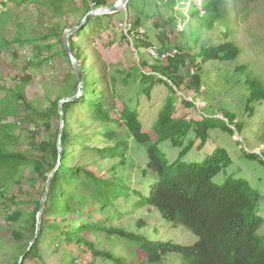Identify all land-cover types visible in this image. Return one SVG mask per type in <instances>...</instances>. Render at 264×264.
<instances>
[{
    "label": "rangeland",
    "instance_id": "obj_1",
    "mask_svg": "<svg viewBox=\"0 0 264 264\" xmlns=\"http://www.w3.org/2000/svg\"><path fill=\"white\" fill-rule=\"evenodd\" d=\"M97 1L0 0V101L6 97L4 101L10 109L2 124L14 125L12 133L22 138L19 143L7 144L9 151L29 152L27 140L36 144L47 142L62 123H67V133L71 136L65 161L67 167H85L105 176L115 174L132 189L141 190L142 183L151 177L150 173L146 178L141 176V171L147 169L144 146L135 143L121 125L112 127L113 140L98 137L104 127L94 119V109L86 100L101 104L116 120L124 107L136 111L148 132H152L156 115L165 102L172 101L176 117L194 121L193 130L185 139L184 146L192 142L185 161L199 163L217 150H224L229 162L213 182L221 185L230 178L244 180L258 193L257 212L263 220L259 233L263 235L264 96L253 95L247 80L259 82L264 90V0H224L232 29L230 40L239 48V56L230 62H204L201 57L197 58L195 63L187 64L176 73L181 85L179 90L165 78L162 79L167 82L166 86L155 79L141 80V75L153 74V67L167 64L166 59L158 60L147 54L149 45L155 51L160 49L156 40L158 31L152 26L160 16L177 18L175 34L179 33L176 37L170 36V43L182 46L183 54L196 56L201 45L207 43L206 35L198 43L194 42L191 28L197 21L191 17V0H174V10L165 7L166 0H152L156 8L151 0H127L116 13L87 18L90 12L103 8L94 6ZM105 2L104 7L111 8L117 0ZM97 17L100 19L94 26L86 27L89 19ZM97 19L90 21L93 23ZM125 22L126 28L132 24L131 32L125 33ZM82 29L81 34L75 36L77 62L71 51L63 54V40L69 45L70 37ZM148 37L152 42L146 45ZM214 43L209 40L204 47ZM193 77H198L197 84L186 88ZM84 83L88 87L87 95L83 94ZM12 92L21 93L36 111L41 112L35 122L24 121L27 114L22 100ZM61 100L73 104L67 117H61L58 112L60 118H57L56 105L59 111ZM182 100L190 101L191 105L188 107ZM42 113L49 115L51 124ZM46 123L50 124L47 129ZM204 134L205 139L202 138ZM119 141L127 144L126 148L119 149L120 157L97 160L93 150L111 147ZM159 149L170 163L182 150L169 142L161 143ZM43 186L31 167L22 168L10 178L0 179V264L18 262L29 247L35 202ZM63 189L60 184L61 193ZM116 209L110 211L112 215L119 213L111 224L126 232L152 241L184 246L197 241L185 227L163 220L152 208L130 209L119 204ZM18 211L22 213L21 219L17 223L9 222L7 217ZM100 214L105 216L106 212L100 211ZM49 217L59 223L64 215ZM67 219H77V216L71 215ZM13 231L21 232L22 239H14ZM88 241L96 245L97 250L111 252L125 260L131 261L137 255L134 246L115 237L89 235ZM37 249L38 257H29L24 264H112L94 257L83 245L69 246L52 230L47 231ZM163 264H182V260L177 254H169Z\"/></svg>",
    "mask_w": 264,
    "mask_h": 264
},
{
    "label": "trees",
    "instance_id": "obj_2",
    "mask_svg": "<svg viewBox=\"0 0 264 264\" xmlns=\"http://www.w3.org/2000/svg\"><path fill=\"white\" fill-rule=\"evenodd\" d=\"M198 1L199 7L197 0L189 2L190 8L193 9L191 17L197 21V24L191 28L195 37L194 42L198 43L200 38L206 35L208 41H215L214 45L205 48L204 46L208 44L207 41L205 45H201L202 49L198 55L183 54L182 46L173 44L172 41L170 43V36L176 37L179 33L175 34L177 18L160 16L156 23H152L153 28L158 31L156 40L160 49L157 52L161 55L171 49L176 50L177 54L174 57H166L167 64L165 66L153 67L155 73L141 75V80L155 79L166 86L167 82L162 79L165 78L179 90L181 85L177 81L176 73L187 64L195 63L197 58L201 57L204 62L213 60L230 62L237 59L240 50L230 40L232 29L226 16L224 0ZM150 2L153 3L152 0ZM173 2L174 0H166L165 7L174 10ZM94 4V6L104 7L106 2L98 0ZM153 5L154 8L157 7L155 3ZM97 18L89 19L86 27L94 26L100 19ZM95 19L97 20L93 23L90 21ZM158 24H160V28ZM83 29L80 32H75L69 39V49L77 62H79V57L75 53V36L80 35ZM217 41H219L218 44ZM151 42L149 37L145 40L146 45ZM62 51L66 55L64 48ZM156 73L159 77L154 75ZM197 78L193 77L192 82L186 84V88L197 84ZM76 83L78 84V79ZM247 84L253 89V95L264 96V90L260 88L259 82L247 80ZM87 89L88 87L84 83L82 85L83 94L87 95ZM12 94L22 100L27 114L24 121L35 122L41 112L36 111L21 93L12 92ZM5 99L6 97L0 101V107L2 101L4 103V106L0 108V179L10 178L22 168L31 167L33 175L40 178L44 184L33 211L32 239L35 235L37 213L46 183L58 166L50 178L39 234L30 250L24 252L21 264H24V261L29 257H38V244L49 230L54 231L69 246L70 244L78 247L83 245L89 248L94 257L112 264H163L164 258L169 254L179 255L182 264H264V234L259 233L263 220L257 212L258 193L251 189L244 180L230 178L221 185L213 182L214 177L229 162L228 155L224 150H217L214 155L199 163L185 161L184 157L189 152L192 143L189 141L188 145L184 146L185 139L193 130L194 121L176 117L175 105L172 101L165 102L156 115L152 132H148L144 130L136 111L124 107L116 120L110 116L107 108L101 104L96 105L93 100L85 99L94 109V119L104 127L103 132L98 133V137L104 138L105 141L113 140L115 132L112 127L121 125L135 143L144 146L147 169L141 171V176L146 178L150 173L151 177L142 183L141 190H134L123 178L115 174L105 176L85 167H67L65 161L68 157L71 137L67 133L69 129L67 123L63 125L60 137L62 154L60 159L57 144L60 127L53 133V138L47 142L36 144L27 140V143L30 144L29 152L9 151L7 144L19 143L22 138L12 133L14 125L2 124V120L10 114ZM182 101L188 107L191 105L190 101ZM72 104L73 102L69 101L62 104L63 116L69 115ZM56 109L55 115L60 118L57 105ZM42 115L46 116L49 122V115L45 113ZM49 123L45 124L46 129L51 124ZM202 138L205 139L206 135L204 134ZM163 142H169L174 148L182 149L177 159L172 163L162 155L163 153L159 149V145ZM126 145L119 141L111 147L93 151L97 160L113 159L120 157L119 149L126 148ZM84 149L90 150L86 147ZM250 157L254 158V156ZM60 184L64 187L62 193ZM119 204L130 209L152 208L163 220L185 227L197 238V241L190 246L162 243L114 227L111 223L119 213L112 215L110 211H116ZM84 207L89 208L84 210ZM100 211L106 212V215L102 216ZM62 213L64 215L62 221L59 223L56 219L51 221L50 215ZM71 215L77 216V219H67ZM21 216L22 213L18 211L7 217V220L17 223ZM101 234L126 241L134 246L137 251L136 258L129 261L111 252L97 250L96 245L94 246L88 241V237ZM12 236L16 240L23 237L19 231H13ZM17 263L16 261L14 264Z\"/></svg>",
    "mask_w": 264,
    "mask_h": 264
},
{
    "label": "water",
    "instance_id": "obj_3",
    "mask_svg": "<svg viewBox=\"0 0 264 264\" xmlns=\"http://www.w3.org/2000/svg\"><path fill=\"white\" fill-rule=\"evenodd\" d=\"M126 2H127V0H121V2H118V0H117V2L115 3V5L113 7H111V8L103 7V8H100V9H96L95 11L90 12L89 15L87 16V18L90 17V16H92V15L116 13V12H118L126 4ZM63 46H64V50L66 51V53L70 52L69 45L67 44V40H63ZM80 81H81V73L79 75V82ZM64 102H66V100H61L59 102V112H60L61 117L63 115L62 114V104ZM62 127H63V123L61 124V127H60L59 136H58V143H57L58 144V151H59V159L62 156V154H61V145H60V137H61V134H62ZM57 167L52 172L51 176L49 177V179H48V181L46 183L45 192H44V195H43V197H42V199L40 201V205H39V209H38V213H37V224H36L35 235H34L32 241H31V243H30L27 251L30 250V248L32 247L33 243L35 242V240H36V238H37V236L39 234V230H40L41 222H42V210H43V206H44L45 200H46V198L48 196V189H49L50 178L55 173ZM22 259H23V256L19 259V261H18L17 264H21Z\"/></svg>",
    "mask_w": 264,
    "mask_h": 264
},
{
    "label": "built area",
    "instance_id": "obj_4",
    "mask_svg": "<svg viewBox=\"0 0 264 264\" xmlns=\"http://www.w3.org/2000/svg\"><path fill=\"white\" fill-rule=\"evenodd\" d=\"M129 27H130V25L128 26V28H129ZM124 29H126V22L124 23ZM147 52H148L149 55H151L152 57H155V58L158 57L156 51H155L153 48H149V49L147 50ZM175 53H176V51H172V52L169 53V54L162 55L161 58H165V57H168V56H171V57H172Z\"/></svg>",
    "mask_w": 264,
    "mask_h": 264
},
{
    "label": "clouds",
    "instance_id": "obj_5",
    "mask_svg": "<svg viewBox=\"0 0 264 264\" xmlns=\"http://www.w3.org/2000/svg\"><path fill=\"white\" fill-rule=\"evenodd\" d=\"M125 30V33H127V32H131L132 31V24H130V27L128 28H126V29H124ZM149 48H153V47H151V46H149ZM148 48V49H149ZM154 49V48H153ZM172 51H176V50H170V51H168L167 53H164V54H159L158 52H157V50H156V53H157V55H158V57L156 58V59H158V60H160V59H162L161 58V56L162 55H166V54H169V53H171ZM147 54H149L148 52H147ZM177 54V52L172 56V57H174L175 55ZM168 57H171V56H168ZM163 59H166V57L165 58H163ZM193 74V73H192Z\"/></svg>",
    "mask_w": 264,
    "mask_h": 264
},
{
    "label": "bare ground",
    "instance_id": "obj_6",
    "mask_svg": "<svg viewBox=\"0 0 264 264\" xmlns=\"http://www.w3.org/2000/svg\"><path fill=\"white\" fill-rule=\"evenodd\" d=\"M118 2H121V0H118Z\"/></svg>",
    "mask_w": 264,
    "mask_h": 264
}]
</instances>
